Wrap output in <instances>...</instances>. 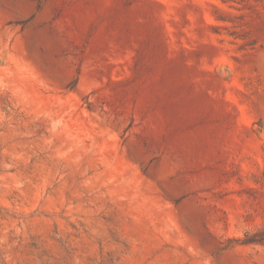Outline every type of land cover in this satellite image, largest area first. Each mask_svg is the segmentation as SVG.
<instances>
[{
  "label": "rangeland",
  "instance_id": "1",
  "mask_svg": "<svg viewBox=\"0 0 264 264\" xmlns=\"http://www.w3.org/2000/svg\"><path fill=\"white\" fill-rule=\"evenodd\" d=\"M261 232L264 0H0V264H264Z\"/></svg>",
  "mask_w": 264,
  "mask_h": 264
},
{
  "label": "trees",
  "instance_id": "2",
  "mask_svg": "<svg viewBox=\"0 0 264 264\" xmlns=\"http://www.w3.org/2000/svg\"><path fill=\"white\" fill-rule=\"evenodd\" d=\"M261 236H264V232L258 233L254 236V239L246 241L245 244H262L264 239H261Z\"/></svg>",
  "mask_w": 264,
  "mask_h": 264
}]
</instances>
